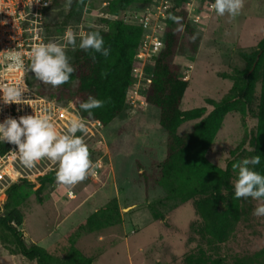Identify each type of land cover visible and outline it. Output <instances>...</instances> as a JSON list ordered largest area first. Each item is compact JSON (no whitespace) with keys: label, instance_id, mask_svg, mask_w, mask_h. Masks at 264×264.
Instances as JSON below:
<instances>
[{"label":"rangeland","instance_id":"374dc122","mask_svg":"<svg viewBox=\"0 0 264 264\" xmlns=\"http://www.w3.org/2000/svg\"><path fill=\"white\" fill-rule=\"evenodd\" d=\"M153 1L131 0L117 13H111L109 0H72L67 10L65 0H59L47 9L46 18L55 26L51 31L57 34L69 27L78 32L88 31L89 27L107 30L111 20L125 21ZM178 1L185 6L187 21L198 37L194 51L182 45L173 55L181 77L187 80L180 108L204 106L205 114L212 108L207 99H220L232 84L236 70L244 67L241 51L253 50L264 35V0H243V7L235 18L210 11V0H172L170 9ZM58 21L60 29L55 25ZM66 54L71 61L73 50L68 49ZM154 60H145L142 77H150ZM27 75L33 87L52 89L30 72ZM143 81L140 88H144ZM144 91L140 94L144 95ZM64 100L63 104H73L71 99ZM82 118L87 127L83 140L89 159L96 166L73 186L60 184L55 179L41 185L39 178L48 171L35 181L26 179L28 183L23 188L27 196L19 205L22 223L17 228L27 244L36 243L61 256L71 242L92 257L91 264H185L184 257L198 250L219 260V264L235 261L264 264V217L252 214L259 201L238 199V218L232 222L225 238L216 241L198 233L201 219L193 208V199H170L158 185L144 187L140 172L151 171L164 155L166 134L158 124V108L148 104L142 107L130 92L124 108L107 124L93 128L86 121L90 118ZM197 120H184L177 133L190 130ZM254 131L255 118L249 111L227 112L208 147L207 160L224 168L228 162L249 157ZM234 179L232 170L231 183ZM5 200L6 190L0 193V213L4 211ZM112 201L119 211L118 222L100 229L82 228L78 234L72 232L74 237L71 235L70 240L68 234L77 224ZM0 264L35 262L9 252L0 242Z\"/></svg>","mask_w":264,"mask_h":264},{"label":"trees","instance_id":"16d2710c","mask_svg":"<svg viewBox=\"0 0 264 264\" xmlns=\"http://www.w3.org/2000/svg\"><path fill=\"white\" fill-rule=\"evenodd\" d=\"M58 2L59 0H52V5ZM129 2L131 0H109L108 10L117 13ZM174 17H178L179 21H175ZM178 23L183 26L182 30H177ZM55 25L60 29L59 21ZM46 27L50 33L55 26L47 23ZM87 30L98 31L103 37L105 46L109 48L107 57L93 53L92 50L85 52L76 49L73 51V59L69 61L74 71L68 82L51 86V90L33 87L28 75L27 82L39 94L58 101L71 99L80 116L97 119L105 125L124 108L126 88L131 82V67L142 31L138 24L121 19L111 20L107 30L90 27ZM197 38L187 21L185 6L178 1L174 8L168 10L163 47L154 57L150 81L143 95L148 105L158 108V124L166 134L164 155L151 171H142L139 175L145 188L158 185L165 189L166 198L181 201L193 199V208L201 219L198 233L222 241L240 213V205L233 196L230 181L233 163L228 162L221 168L210 163L205 155L224 115L234 109L242 114L249 111L255 118L249 157H260V163L251 167L264 174V35L253 50L241 51L244 67L236 70L232 84L220 99H207L212 108L205 114L204 106L180 108L187 80L181 77L179 65L173 61V55L179 46L186 45L194 51ZM71 83L74 84L69 92ZM88 95L105 101L102 107L92 109L91 115L78 108L79 103L86 100ZM252 104L254 105L251 106ZM195 118L198 120L190 130L177 133L181 122ZM78 134L79 132L76 133ZM39 179L41 185L45 181L54 180V171L49 170ZM26 183V179H20L6 188L4 211L0 213V242L3 246L11 253L34 260L35 264H91L92 257L82 253L71 242L59 256L36 243L27 244L23 240L22 232L17 226L22 223L19 205L27 196L23 188ZM153 215L158 216L156 212ZM118 220L119 211L115 201H112L89 214L68 235L69 238L71 235L74 237L72 232L78 234L82 228L100 229ZM184 261L185 264H219V260L205 256L202 250L187 254ZM230 264L246 263L235 261Z\"/></svg>","mask_w":264,"mask_h":264},{"label":"clouds","instance_id":"9594fccd","mask_svg":"<svg viewBox=\"0 0 264 264\" xmlns=\"http://www.w3.org/2000/svg\"><path fill=\"white\" fill-rule=\"evenodd\" d=\"M40 2V0H34ZM43 4H50V0H42ZM72 0H65V10L71 6ZM243 7V0H210L209 10L218 16L227 14L230 18L239 15ZM179 21L178 17L173 18ZM183 26L178 23L177 30ZM193 39L195 37H192ZM76 49L93 53H100L107 57L109 48L105 46L103 37L98 31H79L74 33L68 28L57 38L48 42H40L31 47L27 55V67L20 52L13 55V66L24 69L44 84L53 87L68 82L74 68L69 63L67 50ZM94 58V57H93ZM29 92L26 84L17 79L13 83L0 84V103L24 104L22 95ZM104 100L88 95L86 100L79 103V110L91 115V110L100 108ZM87 131L86 123L79 115V111L68 116L63 131L58 130L54 116L48 108H42L36 114L11 116L0 120V143L8 142L15 145L12 151L23 166L33 167L41 160L49 162V170L54 171L55 180L66 186H73L83 181L96 166L89 159L87 146L83 134ZM80 132L81 135H76ZM260 163L257 155L244 157L231 165L235 171L232 181L233 196L236 199L259 201L252 214L264 217V174L254 170Z\"/></svg>","mask_w":264,"mask_h":264},{"label":"built area","instance_id":"2783aa9c","mask_svg":"<svg viewBox=\"0 0 264 264\" xmlns=\"http://www.w3.org/2000/svg\"><path fill=\"white\" fill-rule=\"evenodd\" d=\"M171 1L154 0L140 10L139 14L132 13L130 18L126 19V21L138 24L142 33L135 50L130 72L131 82L126 88L125 100L130 97V92H132L142 107H145L147 102L140 93L142 89H146L150 77H142L141 68L145 60L151 61L163 47V31ZM51 5L52 0H50V4L46 5L42 3V0L40 2L0 0V84L13 83L19 79L29 89L28 93L22 95V99H25V103L22 105L0 103V120L7 116L18 118L21 115L36 114L42 108H48L54 116L58 130L63 131L67 117L76 112L73 104L67 102L63 104L53 97L39 94L27 82L28 71L15 68L12 61L13 55L20 52L25 60L26 68L28 63L26 54L33 45L57 40L64 33V31L59 34H54L52 31L48 33L46 12ZM73 32L78 33L75 30ZM142 79H145L143 81L144 88L139 86ZM86 121L93 128H97L96 126L101 124L97 119H86ZM15 147L8 142L0 143V193L5 192L7 186L13 182L20 179L32 182L40 174L49 171V163L44 160L31 168L23 166L19 159L13 155L12 151L15 150Z\"/></svg>","mask_w":264,"mask_h":264},{"label":"bare ground","instance_id":"6f19581e","mask_svg":"<svg viewBox=\"0 0 264 264\" xmlns=\"http://www.w3.org/2000/svg\"><path fill=\"white\" fill-rule=\"evenodd\" d=\"M71 115V114H70Z\"/></svg>","mask_w":264,"mask_h":264}]
</instances>
